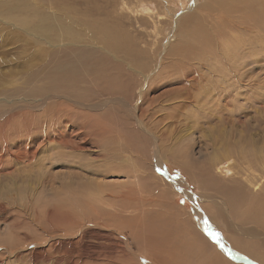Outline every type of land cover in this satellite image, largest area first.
<instances>
[{
	"label": "rangeland",
	"instance_id": "1",
	"mask_svg": "<svg viewBox=\"0 0 264 264\" xmlns=\"http://www.w3.org/2000/svg\"><path fill=\"white\" fill-rule=\"evenodd\" d=\"M213 1L0 0L1 97L9 99L27 97L40 100L42 95L57 92L95 104L109 100V97L113 95L112 103L109 101V106L84 109L77 105H75L76 107L73 106L75 110H86L99 115L98 118L107 126L106 131L111 132L110 135H107V138L104 137L106 136L104 133L100 137L101 140L98 139L99 143L90 140L84 142L85 139L82 136L79 138V142H84V151L77 153L81 154L80 160L88 163L92 162L91 172L75 168L76 166H73L76 164L73 162L74 157H71L69 159L73 162V169L62 166L61 160H55L56 165L47 164L55 168L46 174L45 169H42L44 173H41L42 170H40L44 168L41 167L43 164L35 163L34 167H24V169L20 168V165L17 167L20 170L16 168L14 175L0 177V186H2L0 187V193L3 197L12 201L18 195L19 199L22 198L25 203L27 197H31L34 198L33 205L35 207L34 210L28 209V212H22L20 208L11 207L10 205L9 207L5 202L6 211L0 210V243L12 245L10 247L3 244L8 247L7 249L0 246V264H55L53 258L59 255L55 243L58 244L59 239L67 242L75 240L79 242L78 245L81 247L83 243L81 241L82 233L88 229L92 230V233H94L92 235H97L96 237L91 236V240L98 245L91 248L92 250L95 249L96 255L86 257L85 261L83 260L84 264H88V262H95L94 264H155L156 261L162 263L163 260L160 261V257L165 256V254L168 255L167 253L173 254V256L177 253L180 254H177V256H180V258H176L178 260L183 256L187 257L179 260H183L181 264H235V262L236 264H264V238L247 235L249 227L258 226L252 218L257 217L258 220H264L263 193H260L258 189L255 190L254 184L249 185V189L244 193L236 189L238 183L236 184L233 179L237 178L238 180L236 175H246L247 169L244 168H246L245 164L248 163L236 151H232L230 154L224 153V148L221 145L223 142L220 143L221 131L223 127H228L226 131L229 130L228 134L231 132L228 136L230 140L232 139L230 137L233 136L235 139L243 132L244 134L241 133L243 137L249 138L252 145L257 144L256 147H264V106H258L256 110L244 114L241 117L242 123L236 120L235 124L230 119L227 122L225 116L231 118L228 111H223L227 115L222 116L219 121L216 118L217 116L202 117L200 111L203 110H195L192 104L188 105L189 107L184 106L183 109L186 110L183 112L172 109V106L175 103L177 105L180 101L175 98L179 95L172 93V89L178 86L177 83L185 77L184 72L182 73L180 70L181 68L176 67V56L174 55H178V46L181 50L184 49L183 46L186 44H193L194 46L197 43L196 40H201L197 39L198 32L205 31L207 28L206 31L212 30V33L209 31L212 34L210 36L217 38L216 41L215 39L212 41V38L210 41L212 46L216 45L213 48L218 49L215 53L219 55L218 60H221V52L217 42L220 40L223 42L227 39V33L233 30L231 26H227L222 22L221 16L224 17L226 13H216L219 6L216 0L215 4L212 3ZM209 3H212L211 7ZM214 5L217 7H213ZM207 17L208 19H206ZM43 21H46L44 22L46 26L43 24L44 27L41 25ZM48 23H51V25ZM225 27L227 28L225 29ZM216 29L219 31H215ZM259 30L256 34L258 40L255 43L256 58L258 57V59L253 64V59L246 56L242 61L245 67L243 66L244 68L240 69L242 76L239 78L240 80H247L253 67H255L254 73L258 85L254 92H251L248 86H242L243 95L240 96L242 98L239 100L242 107L246 102L243 97L249 93L264 98V28ZM192 35H194L193 38ZM184 36H190L188 42L181 39ZM249 36L246 34L244 40L251 41L255 35ZM181 43L184 45H181ZM173 47L174 49H172ZM193 50L197 51L198 48L194 46ZM247 51L248 48L243 55H246ZM168 58L172 60L169 61ZM164 60L167 61L168 65ZM53 64L54 66H52ZM61 64L67 65V68L60 73L56 67ZM142 66L144 72H147L146 75L151 76L150 78L153 79L157 77L155 74L158 68H161V72L156 78L160 84L156 92L152 93L154 94L152 98L156 96L154 102L159 100L151 104L155 108L162 109L160 113H157V116L159 119L162 115L163 117L160 118L165 120L159 119L162 121L160 122L156 120V115H150L147 117L148 126L152 127L150 123H154L155 126L157 122V127L166 124L171 128L172 123L168 116L170 113H176L180 122H178L177 131L175 130L178 134L177 137L172 135V138L169 131V137L162 140L161 152L156 151L155 137L151 132L145 131L141 123L138 124L139 121L136 120L137 116L134 113L133 105H140V98L138 97L139 89H141L140 84L144 79L149 78V76L143 78V75H138L134 71ZM207 66L205 68L198 67V69L203 74H207L209 71L214 72L215 64H211L209 70ZM216 73L210 72L212 81L216 80ZM228 75L232 86H234L238 79L234 78L233 72ZM29 79L32 80L29 82L27 81ZM14 90L17 93L14 94ZM121 97L124 99L122 100ZM141 102L146 103L142 109L150 104L147 98H144V101ZM17 103H22V101ZM4 106H8V104ZM4 106H1L0 109ZM195 106L198 108L197 105ZM172 110L176 112H172ZM40 111H42V108ZM185 116L192 119H187ZM184 117L188 121L183 120ZM195 118L196 120H194ZM152 119L155 120H153V123ZM180 119L182 120L180 121ZM65 124L75 127L77 125L75 121L66 122ZM232 125H236V127ZM231 129L232 131H230ZM103 141L113 145L111 149L115 154L112 153L111 160H113L110 161V164H103L100 161L101 158L97 157L100 154L98 149L105 147ZM96 144H99L100 148L95 147ZM216 146L220 150H217ZM123 147H125V152L122 151ZM119 148L122 154L119 153L121 152ZM59 150L60 148L56 147L45 153L46 155L52 154L60 159L64 154L59 153ZM129 151L130 153H128ZM157 155H160L161 163L157 160ZM213 155L217 157L214 160L215 163L207 166ZM120 156L121 158L124 156L123 160ZM70 160H68V164ZM183 161L187 163L186 166H184ZM97 162L104 165V168L101 165L98 166L104 171L101 174L97 169L98 174L95 175L96 168L93 166L96 167ZM210 167L212 169L209 170ZM77 173L82 177L80 180L82 184L78 188H65L63 182L66 184L68 181L73 180L76 182L79 180ZM234 174L235 176H232ZM138 178L142 181L139 182ZM86 179L98 180L102 183V187L99 188L104 189L105 193L109 192V194L118 191H129L130 193L134 191L133 193L138 195L139 199L146 201L144 205L146 214H142L140 207H137L139 209L135 206L132 207L131 202H129L131 206L127 208V212H122V205L128 202L126 199H122L123 201L115 199L114 206L105 203L103 198L106 201L107 194H101V191H98V193L94 189H84L82 187L87 184ZM78 182L75 185H78ZM207 182L208 184L215 182V184L213 183V186L210 184L211 187L207 185ZM95 193L100 194V199L97 198ZM75 195L83 199L86 198L85 200L89 204H93V196L99 202L102 200L100 203L98 202L101 206H97L100 207L97 210L100 218L93 210L91 211L95 214L92 215L87 207L89 204L78 199L79 204L77 198L74 197ZM89 195L90 197L93 196L90 198ZM16 205L21 207V204L16 203ZM102 205L106 206L105 209L102 208ZM107 205L111 206L108 208ZM25 206L27 207V205ZM60 206H71L74 210L70 212L72 216L61 213ZM141 206L143 208V205ZM101 208L104 210L102 211ZM107 209H110V211L121 210L119 213L123 215L121 217L113 215V217H106L105 214H108ZM19 213L25 216H17ZM103 213L106 218L102 215ZM52 214L55 217H52ZM60 215L62 216L61 221ZM80 215H83L84 218ZM90 216L95 217L94 220L98 218L97 221L100 223L95 222V225L94 222H91ZM246 216L251 221H247ZM79 219H82L81 223ZM72 222L74 224L77 222V227L76 224L72 226ZM65 226H68L67 229L69 230L75 227L74 231H67L63 228ZM204 229L207 233L203 231ZM215 230H218V232ZM214 231L218 234H220L219 232L224 233L226 245L238 253L239 259L234 260L228 257L227 254L219 252L221 247L213 239ZM255 231L256 229H254V233ZM99 234L103 237L98 239ZM77 238H79L78 241ZM9 247L12 249H9ZM29 249L44 250L49 258H39L35 263L30 253L28 254ZM18 250L19 252H17ZM147 255H152V258L147 257ZM75 260L78 261L80 258H75Z\"/></svg>",
	"mask_w": 264,
	"mask_h": 264
},
{
	"label": "bare ground",
	"instance_id": "2",
	"mask_svg": "<svg viewBox=\"0 0 264 264\" xmlns=\"http://www.w3.org/2000/svg\"><path fill=\"white\" fill-rule=\"evenodd\" d=\"M216 2L218 3V6H219L218 10L216 9L217 10L216 13H218V14L226 13V15L224 17L221 16L222 22H224L225 25H227V26H231V28L233 29L232 31L227 33L228 34L227 39H225L223 42L221 40L219 42H217L219 51L221 52L220 53L221 54V56H220L221 60H218L219 55L217 53H215V52L218 51V49L215 50L213 48L216 45H214V46L211 45L210 39L212 37L210 35H212L211 34L212 30H209L211 33H209V31H206V30H208L207 28L205 29V31L201 30L200 32H198L197 39H201V40H196L197 43L194 45L196 48H198L197 51L193 50L194 49L193 44L192 45L191 44L184 45L183 43H181V45L182 44L184 45L183 46L184 49L181 50L179 48V46H178V51H177L178 55H174V56H176L175 57L176 58V67L178 66V68H181L180 70L182 71V73L184 72L185 77H183L181 79V81H179L177 83L178 86H176V87H174V89H172V93H175V94L179 95V96H176L175 98L180 100L177 105L175 103L174 106H172V109L173 110L177 109L178 112L179 111L183 112L184 110H186V109H183L184 106H188V105L192 104L193 108H195V110H197V111L203 110V111H200L202 117L206 116V118H208V116H217L216 118H217V120L219 119V121L222 118V116L227 115L223 111H228L230 113V117L232 119L229 118L228 116H225V118L227 119V122H229L228 119H230V120L233 121L232 122L233 124H235L236 120L238 122L242 123L241 117L244 114L249 113V112L253 111L254 109L256 110L258 106H262V107L264 106L263 105L264 98H259L254 93L253 94L249 93L247 96L243 97V100L246 101L245 105L243 107L241 106L242 103L239 102V100L242 98L240 96L243 95L242 86H248V88H250V91L254 92V91H256V86L258 85V83H257L258 81L256 80L255 73H254L255 67H253L252 73L250 74V76L248 77L247 80H240L239 78H240V76H242L241 75L242 72L240 71V69H243L245 67L244 63L242 62L244 60V58L246 56H249L250 58L253 59V61H252L253 64L256 63V61L258 59V57L256 58L257 49H256L255 43H256V40H258V38L256 37V34H258V32L260 31L259 29H263L264 28V9H262V8H264V0H216ZM212 3L215 4V0ZM211 4H210V7H211ZM210 7L208 8L209 10H210ZM213 7H217V6L214 5ZM209 16H212V15H209ZM213 16H215V15H213ZM206 19H208V17ZM211 19H212V17H211ZM44 22H46V21L41 22L42 26H43V24L45 25ZM195 22H197V21H195ZM215 23H217V22H215ZM48 24L51 25V23H48ZM220 24H222V23L220 22ZM210 25H211V23H210ZM191 28H193V27H191ZM226 28L227 27H225V29ZM187 29H189V28H187ZM217 30L218 29H216L215 31H217ZM222 30H224V29H222ZM196 34H194V35H196ZM246 34L250 35L249 37H251V35L252 36L255 35V36H254V38L251 41H246V40H244V36ZM194 35H192V38H193ZM189 38H190V36H184L181 39L187 41V40H189ZM213 39H215V37L212 38V41H213ZM216 39H215V41H216ZM185 41H184V43H185ZM246 44H247V46H245ZM247 48H248V51H247L246 55H243L244 51ZM172 49H174V47ZM174 53H175V50H174ZM172 59H173V57H172ZM172 59H170V60H172ZM213 59H216V60H213ZM168 60H169V58H168ZM63 62H65V61H63ZM140 62H141V60H140ZM164 62H165V60H164ZM208 63H209V65L207 66ZM211 64H215L214 72L213 71H209V73L203 74L198 69V67L199 68L200 67L205 68L207 66V69L209 70L210 69L209 67H210ZM52 66H54V64ZM56 68H58V71L61 73V72H64L66 70L67 65L61 64V65H59V67L57 66ZM139 68L138 69L135 68L136 70H134V71L136 72V74L143 75V78H146L147 76H149V75H146L147 72L146 73L144 72V67L143 66L140 69ZM164 69H166V68L164 67ZM160 70H161V68L160 69L158 68V70H157V72L155 74L157 77H155L154 79L150 78L151 76H149V78L143 80L142 84H140V86H141L140 88L141 89H139L140 91H139V94H138V97L140 98L139 99L140 105H138V104H134L133 105L134 106V111H135L134 112L135 116H137L136 120L139 121V122L137 121L138 124L141 123V126L144 127L145 131L151 132V134L155 137V141H156L155 147L157 148L156 151H158V152H161V150H162L161 149V145H162L161 142H163L162 140H164L166 137H169L168 136L169 131L171 133V134H169V135H171V137H172V135L174 137H177L178 134H176L177 133L176 131H177V126H178V122H179V119L177 118V114L176 113L168 112V113H170V115L168 114V116L170 118L169 117L168 118H169L170 122L172 123V125L170 126L171 128L168 127L169 125L167 126L166 124H164L165 122L163 123L164 125L161 126V127H157L156 126L157 122L155 123V126H154L153 125L154 124L153 123L154 119H152V123L153 124L150 123V125L152 127H149L148 124H147V123H149V121L147 122V117H149L150 115H152V116L156 115L157 116V113H160L162 111V109L155 108L152 105L153 102H154V99L156 97V96H154V98H152L153 95H154L152 93L156 92L157 87L160 84V83H158V81L156 79L159 76L158 74L161 72ZM210 72H212V73H216L217 72L216 73L217 74L216 80L215 79H214V81L211 80ZM230 72L231 73L233 72L234 75H235L234 78L238 79L235 82L234 86H232V82L229 79L230 76L228 74H230ZM55 76H57V75H55ZM139 78H140V76H139ZM242 78H244V77H242ZM162 79H164V78H162ZM31 80L32 79H29L27 81L30 82ZM239 80H240V83H239ZM149 81H150V83H149ZM139 83H141V82H139ZM171 85H172V83L170 84V86ZM171 88H173V87H171ZM168 90H169V88H168ZM13 93L15 94V93H17V91L14 90ZM144 98H147V101L150 102V104H148V106H146L145 109H142V107L145 106V104H146V103L144 104L143 102H141L142 100L144 101ZM121 99L123 100L124 98L121 97ZM15 100L17 102L22 101V103H17ZM80 100H81V98L78 100V99L71 98L67 94H61V93H57V92L49 93V95H42L40 100L34 99V98H27V97H18V98L14 97V98L9 99V98H4V97L0 96V107L1 106L3 107L4 105L8 104V106H4V108L0 109V177L1 176L14 175L13 173L15 172V169L18 166H20V165H21L20 168L24 169V167H26V168L34 167L35 163H42L43 165H41V167L43 166L44 168H41L40 170L45 169L44 171H45V174H46L47 172H51L55 168V167L52 168L51 166H49L47 164L50 163L51 165H56L55 164L56 162H54L55 160H57V161L61 160L62 163H63L62 166H64V167L68 166L69 168L73 169V166L74 167L76 166L75 168H78V170L81 169V170H86V171L89 170L90 171L92 162L88 163V162L80 160L81 154H79L77 152L81 151V153H82L84 151L83 147H84V142L85 141L90 140V141L96 142V141H98V139L101 140L100 137L104 133L106 134V136H104V137L107 138V135H110L111 132L109 133V131H106L105 128H107V126L104 125L102 123V121L98 118V117H100L99 115L92 114L90 112H87L86 110L85 111L81 110V109L80 110H77V109L75 110L73 108V106L77 105V106L81 107L82 109L90 108V107L91 108L102 107L104 105L105 106H109L108 105L109 101H111L110 103H112L113 95H111L109 97V100H104L102 102L100 101V102L95 103V104L93 102L90 103L88 101H84V100L80 101ZM158 100L156 102H158ZM145 101H146V99H145ZM156 102H154V103H156ZM15 103H17V104H15ZM125 103H126V101H125ZM195 105H197L199 109ZM161 106H163V105H161ZM41 108H42V111H40ZM173 110H172V112H176V111H173ZM195 113H196V111H195ZM159 116H160V114H159ZM171 116H173V117H171ZM160 117H159V119H161ZM185 117L187 118V116H185ZM185 117L183 118V120L186 119ZM156 118H157L156 119L157 121H160L158 119V116ZM189 118H191V117H189ZM189 118H187V119H189ZM71 119H73V120H71ZM163 119H161V120H163ZM197 119H199V118H197ZM202 119H204V118H202ZM181 120L182 119H180V121ZM194 120H196V118ZM73 121H75L77 123L78 127H77V125H76V127L75 126H70L71 123L67 124V125L65 124L66 122L69 123V122H73ZM160 122H162V121H160ZM196 124H197V121H196ZM222 124H224V123H222ZM216 126H217V124H216ZM232 126L236 127V125H232ZM226 129H228V127H223V129L221 131V137L222 138H221V141H220V143L223 142L221 145L224 148V153L230 154L232 151H236L237 153H239V155H241L242 159H244V161L246 163H248V164H245L246 168H244L245 170L247 169V172H245L246 175H236V176H238V180H237V178L233 179L236 184L238 183L237 186H236V189L239 192L244 193V192H246L249 189V185L254 184L255 185V190L258 189L260 193H263V198H264V147H256L257 144L256 145H252V142H250L249 138L246 139L245 137H243V135H242V134H244L243 132H241L242 134L240 133V135L236 136L235 139L233 138V136L230 137V138H232L230 140L228 136H230L229 134H231V132H229V134H228L229 130L226 131ZM104 131H106V132H104ZM230 131H232V129ZM81 136L85 139L84 142H79L78 141L79 138H81ZM120 138H121V136H120ZM219 140H220V138H219ZM177 142H178V140H177ZM98 143H99V141H98ZM102 143L105 146L102 149L100 148L99 144L95 145V147L100 148V150L98 149L100 154L97 157L98 158L100 157L102 159V160L100 159V161L103 162V164L104 163L110 164V161L113 160V159L111 160V156H112V153H113L112 152L113 149H111V147L113 148V145L108 143V142H106V141H103ZM103 145H101V146H103ZM217 146H219V145H217ZM217 146H216V149H217ZM56 147L60 148L59 153H63L64 154L62 157H60V159L57 158L56 156H53L52 154L46 155L45 152H47V151L49 152L51 149H54ZM124 148L125 147H123L122 151L125 152L126 150H124ZM223 148H222V150H223ZM174 150H175V148H174ZM217 150H220V149H217ZM120 151H121V149H120ZM122 151L119 152V153L122 154ZM128 153H130V151ZM113 154H115V153H113ZM113 156H115V155H113ZM124 156H123V158H124ZM71 157H74L73 162H75L76 164L73 165V162L69 159ZM120 158H121V156H120ZM123 158H121V160H123ZM215 158L217 159L216 155L215 156L213 155L209 159L207 166H209L210 164H214L215 163V161H214ZM68 160H70L69 164H68ZM124 160H126V159H124ZM157 160H159V163H161L160 155H157ZM94 161H96V160H94ZM192 161H194V160H192ZM99 163H98V165L96 167L93 166L94 168H96V171H94L95 175L98 174L97 173V169H98L99 173L104 171L103 169L98 167V166L101 165V167L104 168V165L102 163H100V164ZM183 164H184V166H186L187 163H185V161H183ZM204 164H205V162H204ZM195 166H197V165H195ZM113 167H115V166H113ZM132 168H134V167L132 166ZM185 168L187 169V167H185ZM219 168H220V166H219ZM30 169H32V168H30ZM210 169H212V167H210L209 170ZM18 170H20V169H18ZM134 170H136V169H134ZM134 170H132V171H134ZM218 170H220V169H218ZM233 170H234V168H233ZM27 171H29V170H27ZM42 171H41V173H44V171L43 172ZM240 171H242V170H240ZM222 172H223V170H222ZM224 173H225V171H224ZM28 174H30V173L28 172ZM76 175H78V173ZM136 176H138V175L136 174ZM232 176H235V174L232 175ZM77 177L79 178V180H77L76 182L73 181V180L70 181V182L68 181L66 184L63 182L62 183L63 186L65 188H67V189H71V188H75V187L78 188L82 184V183H80V180H81L82 177L79 176V175ZM239 177H242V178L240 179ZM139 178H140V176H139ZM139 178H138V181L140 182L141 179H139ZM231 178H233V177H231ZM85 181H88V182H87V184H84L82 186L84 189H86V188L87 189L89 188L91 190L94 189L97 192L101 191V194L103 193V194H107L108 195V197H107V195H105V197H107L106 201L103 198L105 203L107 202V203L113 205L115 199H118V200H122V199L125 200L126 199L128 202L123 204V205L121 204L122 207L120 206L122 208V212L126 211L128 207L130 208V206H131L130 204L132 203V207L133 206H135L136 208L140 207V209H142V211L140 210L142 212V214H146L145 213V209H144V205L146 204V201L144 199H139V197H137L138 195L133 193L134 191L132 193H130L129 191L128 192L127 191L126 192L118 191V192H114L112 194H109V192L105 193L106 191L104 189H100L99 188V187H102V183L99 182L98 180L86 179ZM77 182H78V185H75ZM213 183L215 184V182H213ZM213 183H210V184L213 186ZM4 184H5V182H4ZM210 184H208V182H207L208 186H211ZM245 186H248V187H245ZM0 187H2V186H0ZM206 188H207V186H206ZM115 191H117V189H115ZM88 192H90V191L88 190ZM98 193H95V194H96L97 198L100 199V196H99L100 194L97 195ZM110 193H111V191H110ZM90 195H89V197H90ZM94 196H93L94 199H92L93 200V204L92 203L89 204L85 200L86 198L83 199L82 197H79L78 195H75L74 197L77 198L76 200H77V202H79V204H80L79 200H81V202L84 201V203L89 204V206H87V207L89 208L90 212H92L91 210H93L96 213V215L98 216V218H100V216H99L100 214L98 213L99 211H97V210H99L98 208H100V207H97V206H101V205L98 204L99 201H98V199L96 200V198ZM142 197L144 198V196H142ZM27 200H26V203H25V201L22 198L19 199V196L17 195V197H15L11 201V199H7V198L3 197L2 194L0 193V210H2V211L5 210V202L8 204V206L10 205L11 207L20 208V210H22V212L23 211H25V212L27 211L28 212V209L29 210H34L35 209V207L33 205L34 198L27 197ZM129 202H131V203H129ZM16 203L18 205L21 204V207L22 206L23 207L21 208V207L17 206ZM25 205H27L28 208ZM90 205H91V207H90ZM141 205H143V208H142ZM110 206H108V208ZM70 207L71 206H63V207L60 206V208H61L60 210L62 211L61 213H63L64 215L72 216L70 214V212L73 209H72V207L71 208ZM104 207H106V206L102 205V208H104ZM102 208H101V210H102ZM137 209H139V208H137ZM54 210H57V209H54ZM54 210H53V212H54ZM119 212H121V210H117V211L111 210L110 211V209H109L108 210V214H105V215H107L106 217L112 216V215L121 217L123 214L122 213L120 214ZM94 214L92 212V215H94ZM22 215L25 216L24 214H21V213H19L17 216H22ZM102 215L105 217L104 213ZM80 216L83 217V215H80ZM52 217H55V216L53 215ZM61 219H62V216L60 218V221H61ZM88 219H89V217H88ZM90 219H91V222H94V224H95V222L97 224L100 223V222L97 221V219L94 220L95 217L93 218L92 216H90ZM245 219L247 221H251V220H249L248 216H246ZM70 220H72V219H70ZM76 220H78V219H76ZM81 220H80V223L82 222ZM252 220L254 222H256L258 224V226L256 225V226L249 227L247 235L251 236V237H263L264 238V220H258L257 217L252 218ZM51 221H53V220H51ZM72 221L74 222V220H72ZM89 223L90 222H88V224ZM75 224H76V227H77V222H75ZM75 224L73 223L72 226H74ZM65 225H68V224H65ZM78 227H80V226H78ZM205 227L207 228V226H205ZM233 227H234V225H233ZM63 228L67 229L68 226H65ZM63 228H61V229H63ZM74 228L73 229L71 228V230L67 229V231H69V232L74 231ZM254 229H256L255 233H254ZM64 231H66V230H64ZM82 231H84V230H82ZM203 231H205V229ZM215 231L218 232V230H215ZM215 231L213 233V239L216 242H218L219 246L221 247V248H219V252L222 253V254H225V255L227 254L228 257L233 258L234 260L239 259L238 258L239 257L238 253L234 249H232L231 247L226 245L224 233L219 232L220 234H218ZM211 232H212V229H211ZM197 233H199V231H197ZM82 234H83L82 237H81L82 240L79 237L80 240L83 242V243L80 242V243H82L81 247L78 245L79 242H76L75 240H70V241L67 242V241H61V239H59L60 242L58 244H56L57 242L55 241L56 242L55 245H56L57 250L59 252V255H56L53 258V260L55 261V264L56 263L57 264H84L83 260L86 257H93V256L96 255V253H95L96 251H94L95 249L94 250L91 249L93 246H97L98 245L97 243H95V241L91 240V238L93 236H95V235H92L94 233H92V230L88 229ZM101 237H103V236L99 234V236L97 238L99 239ZM79 238H77V241H78ZM29 239H31V238H29ZM232 240H234V239L232 238ZM3 244H6V245L12 247V245H10V244H7V243H2L1 244L0 243V246L4 247L6 249L8 247L3 245ZM55 245H53V246H55ZM10 247H9V249H12ZM52 249H53V247H52ZM89 251H91V252H89ZM115 251H117V250H115ZM17 252H19V250ZM29 253L32 256V259H33V261L35 263L37 262V260L39 258L48 257V255L44 252V250L40 251V250H37V249H29L28 254ZM167 254L168 255L165 254V256L160 257V259H161L160 261L163 260L162 263L161 262H157V261H156V263L157 264H178V263L181 264V263H183V260L182 261H179V260L187 258V257L183 256L181 259L178 260V259H176V258H180V256H177L178 253L175 256H173V254L171 255L170 253H167ZM17 255H18V253H17ZM52 255H50V256H52ZM65 255H67V256H65ZM178 255H180V254H178ZM119 256H121V255H119ZM149 256L150 255H147V257H149ZM187 256H190V255H187ZM150 257L152 258V255ZM75 258L76 259L80 258V260L76 261ZM48 260H50V259H48ZM51 260H52V258H51ZM91 263L94 264L95 262H90V263L88 262V264H91ZM235 264H236V262H235Z\"/></svg>",
	"mask_w": 264,
	"mask_h": 264
}]
</instances>
